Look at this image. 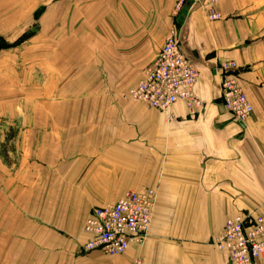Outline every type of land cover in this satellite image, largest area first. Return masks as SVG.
<instances>
[{
  "label": "crops",
  "instance_id": "obj_1",
  "mask_svg": "<svg viewBox=\"0 0 264 264\" xmlns=\"http://www.w3.org/2000/svg\"><path fill=\"white\" fill-rule=\"evenodd\" d=\"M31 1L0 0V253L8 264H229L212 245L225 222L264 215V0H217L216 22L211 0H187L179 11V0H58L54 12L89 13V59L110 62L67 84L64 52L49 70L43 46L65 45L77 20L57 21L56 42L36 37L35 20L49 7L33 11ZM21 8L33 11L31 21ZM171 26L200 70L204 106L178 102L168 118L128 92ZM230 62L254 108L245 127L222 104L219 68ZM141 188L158 191L145 244L121 256L86 252L92 211Z\"/></svg>",
  "mask_w": 264,
  "mask_h": 264
},
{
  "label": "built area",
  "instance_id": "obj_2",
  "mask_svg": "<svg viewBox=\"0 0 264 264\" xmlns=\"http://www.w3.org/2000/svg\"><path fill=\"white\" fill-rule=\"evenodd\" d=\"M187 0H180L179 11ZM207 5L208 18L212 22L223 19L214 6ZM221 96L225 110L241 126L252 117L254 108L239 82L237 65L222 64ZM200 70L183 53L180 33L171 26L156 59L147 66L137 85L128 92V98L142 103L149 110H156L173 117L172 109L178 102H185L192 110H200L204 103L196 95ZM158 191L141 188L128 191L114 204L96 207L84 225L89 241L86 252L101 251L109 256L124 255L132 246H143L148 239L154 221ZM212 245L228 254L229 264H258L264 256V215L245 212L228 219L222 233L213 239ZM132 264H144L137 259Z\"/></svg>",
  "mask_w": 264,
  "mask_h": 264
},
{
  "label": "rangeland",
  "instance_id": "obj_3",
  "mask_svg": "<svg viewBox=\"0 0 264 264\" xmlns=\"http://www.w3.org/2000/svg\"><path fill=\"white\" fill-rule=\"evenodd\" d=\"M19 1H26V0H17ZM47 1V5L49 7V11L47 14L43 16V18H40V15L36 18L34 28L31 30V32L36 35V37L41 36H49V40L51 42L55 40L57 41L58 38L63 36V32L61 33L60 30L57 29V21L58 20H65L66 26L69 24L70 26H73L74 20H77L75 23L76 29H71L68 33L65 31V45H57V44H50L48 46H43V48H48L49 53V70L56 69V64L58 63L56 61V53L58 51L64 52V66H65V75H66V84L71 83L72 80L76 79L81 76L82 83L87 81L90 77V75L95 72L97 69H100L103 67V65L110 64V62H96L91 61L89 59V56L91 53L96 51V46L89 45L88 44V16L89 13L87 12H80V13H57L53 11V6H55L58 2V0H32L31 1V8L33 11L36 9V7L41 6V4H44ZM180 1V0H179ZM178 1V2H179ZM65 3V5H71V4H82L84 6H87L88 0H61L59 4ZM3 2H0V6H2ZM22 4V6H25L22 2L19 3V5ZM29 6V5H26ZM24 8H21L22 11L20 16L25 21H31L32 13L26 10H23ZM29 9V8H26ZM19 14V13H18ZM75 17V19H74ZM74 19V20H73ZM48 21V22H47ZM69 21V23H68ZM44 22L45 27H41V23ZM73 36H77L78 38L75 40H80V44H72V40H74ZM80 36V37H79ZM41 46L38 45L37 48H40ZM2 239V238H1ZM8 254L7 253H0V264H8L7 259Z\"/></svg>",
  "mask_w": 264,
  "mask_h": 264
}]
</instances>
